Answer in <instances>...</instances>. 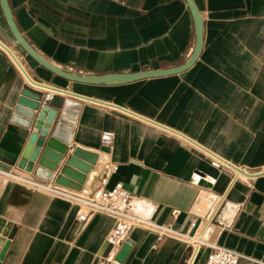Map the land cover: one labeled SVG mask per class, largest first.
Returning a JSON list of instances; mask_svg holds the SVG:
<instances>
[{
    "label": "crops",
    "instance_id": "crops-1",
    "mask_svg": "<svg viewBox=\"0 0 264 264\" xmlns=\"http://www.w3.org/2000/svg\"><path fill=\"white\" fill-rule=\"evenodd\" d=\"M6 1L30 46L74 74L170 69L193 52L185 0ZM193 1L203 29L190 66L100 84L69 80L36 62L14 39L0 3V171L32 185L3 180L0 247L9 240L0 264H110L113 218L95 212L84 223L77 219L76 203L56 190L66 187L56 182L66 166L74 170L69 180L83 178V190L120 182L131 194L136 219L120 264H182L190 223L221 194L223 225L211 224L206 241L247 257L236 264H264V0ZM17 62L48 87L32 86ZM24 84L52 95L44 103L57 110L53 127L68 139L50 179L19 167L31 129L11 115ZM66 98L79 109L65 107ZM62 114L74 120H60ZM103 131L113 132L108 144ZM161 226L169 230L159 238ZM208 252L203 247L195 264H205Z\"/></svg>",
    "mask_w": 264,
    "mask_h": 264
},
{
    "label": "water",
    "instance_id": "water-1",
    "mask_svg": "<svg viewBox=\"0 0 264 264\" xmlns=\"http://www.w3.org/2000/svg\"><path fill=\"white\" fill-rule=\"evenodd\" d=\"M185 2L188 5V8L191 12L194 21L195 44L191 56L183 64H180L170 69L145 70L139 72L106 73L103 75H79L64 71L49 62L48 60L44 59L42 56H40L30 46V44L25 40V38L20 34L18 29L16 28L9 7L7 5V1L0 0L7 25L14 39L29 56H31L40 65L48 68L55 74L63 76L72 81L92 84L106 83L109 81H127L147 76L171 74L182 71L188 66H190L196 60L201 51L203 21L201 14L197 9L194 1L185 0ZM18 65L20 66L19 63ZM21 69L23 70L22 67ZM23 72L26 74L24 70ZM28 79L31 84H35V86L37 87H48L44 84L34 82L29 77ZM60 91L64 92L69 96L79 97L78 94H75L73 92H69L66 90ZM43 95L44 94L40 89H36L29 86L28 84H24L13 106L11 121L25 129H31L27 138V142L25 143V146L21 153L22 159L21 163L19 164V167L24 168L26 171L33 170L34 175H40L45 179H50L53 171L57 168L58 162L60 161L67 149L68 139L59 137V128L53 127V122L56 118L57 110L43 102ZM63 105L67 108L69 107L74 110H77L80 107L79 102L73 101L69 98H66L64 100ZM59 119L63 121L74 120L66 114H62ZM59 138L64 140L65 143L58 140ZM25 161H28L27 164L24 163ZM229 165L232 166V168H234L236 171L245 173L236 166L232 164ZM73 172L74 170L70 169L67 166L63 168L62 174L58 176V178H56L57 184L71 188H80L84 180L82 177H80L79 181L77 182L69 180V176H72ZM129 250L130 244L127 242L123 243L114 255L113 261H111L110 264L122 263Z\"/></svg>",
    "mask_w": 264,
    "mask_h": 264
},
{
    "label": "built area",
    "instance_id": "built-area-1",
    "mask_svg": "<svg viewBox=\"0 0 264 264\" xmlns=\"http://www.w3.org/2000/svg\"><path fill=\"white\" fill-rule=\"evenodd\" d=\"M30 84V83H29ZM32 85V84H31ZM32 86H35L34 84ZM37 87V86H36ZM42 89L41 87H37ZM52 98V95L45 93L43 102ZM113 138V132L103 131L101 140L108 144ZM57 187L58 193L73 200L76 203V217L84 223L92 213L98 212L113 218V225L106 236V250L110 254L112 261L114 255L126 242L129 230L135 222V203L131 194L122 186L120 182H116L110 188L96 187L91 190H83L80 188ZM225 195L221 194L215 202L209 204L207 213L200 221H192L190 227L191 232L184 234L189 250L183 258L182 264H195L197 256L201 249L205 246L209 247V252L206 254L205 264H236L240 259L247 258L243 254L216 244H211L206 241L205 235L211 224L217 223L220 225L221 213L224 207ZM161 238L167 227H160Z\"/></svg>",
    "mask_w": 264,
    "mask_h": 264
},
{
    "label": "rangeland",
    "instance_id": "rangeland-1",
    "mask_svg": "<svg viewBox=\"0 0 264 264\" xmlns=\"http://www.w3.org/2000/svg\"><path fill=\"white\" fill-rule=\"evenodd\" d=\"M8 171H6V174H4V172L0 171V189L2 188V183L3 180H7V182H10L11 184H15L16 186H21L23 187V185L28 186V187H32L31 184L25 183L23 177H20V175H17L16 173H7ZM16 175V176H15Z\"/></svg>",
    "mask_w": 264,
    "mask_h": 264
},
{
    "label": "bare ground",
    "instance_id": "bare-ground-1",
    "mask_svg": "<svg viewBox=\"0 0 264 264\" xmlns=\"http://www.w3.org/2000/svg\"><path fill=\"white\" fill-rule=\"evenodd\" d=\"M12 55V54H11ZM15 58V57H14ZM25 69V68H24ZM19 71H20V69H19ZM27 74V73H26ZM27 76H28V74H27ZM26 76V78H27V80L29 81V79H28V77ZM30 78V77H29ZM34 82H36V81H34ZM37 83V82H36ZM35 85V84H34ZM46 173V172H45ZM69 174V173H68ZM46 175V174H45ZM2 223V219H0V224ZM10 228V225H9V227L6 229V231H5V234L7 233V231H8V229ZM8 240L9 239H5L4 240V242H3V244L1 245V247H0V257L2 256V254L4 253V250H5V248H6V246H7V244H8Z\"/></svg>",
    "mask_w": 264,
    "mask_h": 264
}]
</instances>
